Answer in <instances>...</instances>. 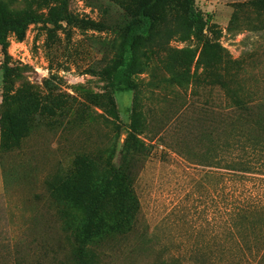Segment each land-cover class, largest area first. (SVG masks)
Here are the masks:
<instances>
[{
  "label": "rangeland",
  "instance_id": "1",
  "mask_svg": "<svg viewBox=\"0 0 264 264\" xmlns=\"http://www.w3.org/2000/svg\"><path fill=\"white\" fill-rule=\"evenodd\" d=\"M250 1L193 0L209 18L204 39L242 60L239 70L205 74L196 64L202 43L192 37L140 47L144 69L132 82L141 154L122 156L133 94L110 89L105 75L130 19L119 3L68 0L57 27L29 24L21 42L8 36L9 92L31 93L44 108L17 144L0 147V264H249L243 244H253L252 230L226 212L264 203V180L229 174L222 180L218 169L199 165V156L201 130L218 128L217 115L229 107L217 74H237L236 85L264 94V5ZM0 2L7 16L50 18L60 0ZM2 93L0 74V103ZM74 159L89 161L98 176L119 168L137 202L132 231L95 240L82 260L60 213L66 206L49 187Z\"/></svg>",
  "mask_w": 264,
  "mask_h": 264
},
{
  "label": "trees",
  "instance_id": "2",
  "mask_svg": "<svg viewBox=\"0 0 264 264\" xmlns=\"http://www.w3.org/2000/svg\"><path fill=\"white\" fill-rule=\"evenodd\" d=\"M114 1L119 3L124 11L129 12L130 18L119 31L116 60L105 72L110 89L118 93L133 94L129 124L124 130L121 144L122 156H125L131 153L141 154L146 149L143 142L137 138V86L132 82V77L144 69L138 58L140 47H150L155 42L165 43L174 36L182 41L192 37L202 43L196 64L201 66L205 74L216 70L217 67L223 70L228 67L239 70L242 68V60L229 59L216 44L204 39L202 33L209 18L203 19L195 10L193 0ZM67 2L68 0H60L50 18L30 14L7 16L5 7L0 2L2 149L10 144H17L27 133L30 118L44 108L31 93L9 92V87L13 84L14 69L8 65L7 38L11 35L17 42H21L29 24L41 23L57 27L64 19ZM249 5L257 8L264 5V0H251ZM171 7L177 8V13L168 15L167 11ZM235 18L236 12L229 20V27ZM155 45L160 46H153ZM217 78L216 84L225 92L229 107L217 115L218 128L212 123V126L206 125L201 130L200 135L204 138L201 143L204 144L199 156V165L218 169L221 173L217 175L222 180L229 174L239 179L254 176L258 181H263L264 94L256 95L247 88L243 90L236 85L240 81L237 74H217ZM170 80L175 81L172 76ZM90 167L89 161L74 159L69 168L57 176L49 186L53 194L66 206L60 213L73 240L76 260L83 259L87 247L95 240L129 234L134 227L137 212L136 199L126 185V176L119 168L111 166L105 175L98 176ZM234 207L227 210L229 217L241 218L252 230L253 244H243L249 256V264H264V203L237 204ZM231 228L239 233L236 224H232ZM240 239L242 240V237Z\"/></svg>",
  "mask_w": 264,
  "mask_h": 264
}]
</instances>
